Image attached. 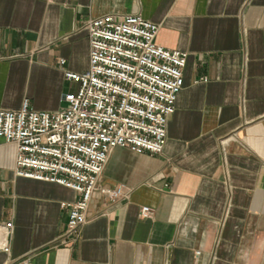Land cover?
Returning a JSON list of instances; mask_svg holds the SVG:
<instances>
[{"label":"crops","instance_id":"1","mask_svg":"<svg viewBox=\"0 0 264 264\" xmlns=\"http://www.w3.org/2000/svg\"><path fill=\"white\" fill-rule=\"evenodd\" d=\"M108 13H140L188 53L164 152L116 148L99 184L126 196L95 191L69 237L62 203L79 194L17 175L0 138V264H264V0H0V110L61 109L64 70L89 66L85 25Z\"/></svg>","mask_w":264,"mask_h":264},{"label":"built area","instance_id":"2","mask_svg":"<svg viewBox=\"0 0 264 264\" xmlns=\"http://www.w3.org/2000/svg\"><path fill=\"white\" fill-rule=\"evenodd\" d=\"M85 28L89 66L82 72L64 70L76 86L63 95L61 109L37 110L26 98L18 109L0 110V138L17 149L16 174L79 194L62 203L69 213V237L88 222L95 191L112 201L126 196L122 186L99 184L116 148L164 152L188 59L185 51L157 44L160 25L140 13L104 14L91 18ZM60 63L65 65L66 59ZM153 213L152 207L143 206L140 216L150 218ZM5 227L12 231L14 224ZM7 264H31V258Z\"/></svg>","mask_w":264,"mask_h":264},{"label":"rangeland","instance_id":"3","mask_svg":"<svg viewBox=\"0 0 264 264\" xmlns=\"http://www.w3.org/2000/svg\"><path fill=\"white\" fill-rule=\"evenodd\" d=\"M73 88H74V83L69 82V91L73 90Z\"/></svg>","mask_w":264,"mask_h":264}]
</instances>
